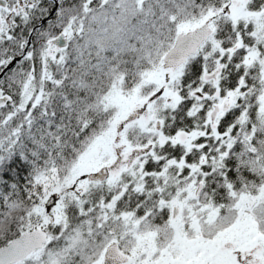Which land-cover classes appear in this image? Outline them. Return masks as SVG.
Segmentation results:
<instances>
[{
	"label": "snow or ice",
	"instance_id": "6c2138e0",
	"mask_svg": "<svg viewBox=\"0 0 264 264\" xmlns=\"http://www.w3.org/2000/svg\"><path fill=\"white\" fill-rule=\"evenodd\" d=\"M0 264H264V0H0Z\"/></svg>",
	"mask_w": 264,
	"mask_h": 264
}]
</instances>
